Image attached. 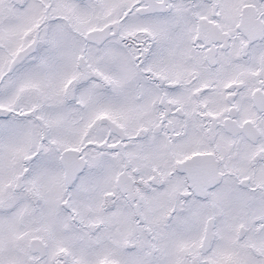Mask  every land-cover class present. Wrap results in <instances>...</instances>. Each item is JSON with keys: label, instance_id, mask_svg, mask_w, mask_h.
Segmentation results:
<instances>
[{"label": "snow or ice", "instance_id": "1", "mask_svg": "<svg viewBox=\"0 0 264 264\" xmlns=\"http://www.w3.org/2000/svg\"><path fill=\"white\" fill-rule=\"evenodd\" d=\"M0 264H264V0H0Z\"/></svg>", "mask_w": 264, "mask_h": 264}]
</instances>
